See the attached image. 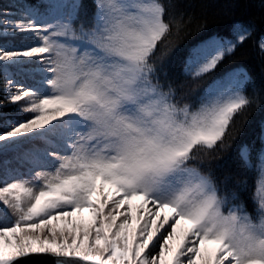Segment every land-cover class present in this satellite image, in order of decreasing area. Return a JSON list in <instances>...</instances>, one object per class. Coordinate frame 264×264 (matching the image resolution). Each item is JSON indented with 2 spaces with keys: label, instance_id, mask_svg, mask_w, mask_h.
Wrapping results in <instances>:
<instances>
[{
  "label": "snow or ice",
  "instance_id": "snow-or-ice-1",
  "mask_svg": "<svg viewBox=\"0 0 264 264\" xmlns=\"http://www.w3.org/2000/svg\"><path fill=\"white\" fill-rule=\"evenodd\" d=\"M190 8L0 7V264H264V147L237 144L264 88L243 66L212 78L255 18L185 45L177 71L209 26Z\"/></svg>",
  "mask_w": 264,
  "mask_h": 264
},
{
  "label": "trees",
  "instance_id": "trees-1",
  "mask_svg": "<svg viewBox=\"0 0 264 264\" xmlns=\"http://www.w3.org/2000/svg\"><path fill=\"white\" fill-rule=\"evenodd\" d=\"M11 0H0V7L9 4ZM26 3H40L41 0H24ZM89 4L92 0H86ZM181 6L191 5L189 10L196 14H206L209 18V26L206 33H194L192 36L183 42L181 45L182 51L177 53L175 59L176 70L179 71L182 67L181 59L183 57L184 47L187 44H192L199 41L205 34H216L220 36H231L232 25L241 21L249 23L255 18L256 30L246 42L238 47L233 56L228 57L216 71L212 74V78L227 72L236 66H243L248 69L252 80L257 89L264 88V60L261 59L256 46V41L262 33H264V0H174ZM8 41L13 43L22 42L20 38H8ZM5 38L0 37V43H4ZM248 91L251 93L252 85H249ZM5 95L3 89V78L0 76V116L4 114H12L15 111L13 105L6 104L3 100ZM264 131V108H258L254 111L245 127L244 133L239 138L237 144L249 143L252 149L253 158L264 143L260 140V135ZM234 156L235 153H230ZM256 176L253 174L249 178L251 189L254 190ZM251 206V201L249 200ZM87 217V213L84 214Z\"/></svg>",
  "mask_w": 264,
  "mask_h": 264
},
{
  "label": "water",
  "instance_id": "water-1",
  "mask_svg": "<svg viewBox=\"0 0 264 264\" xmlns=\"http://www.w3.org/2000/svg\"><path fill=\"white\" fill-rule=\"evenodd\" d=\"M21 261L24 262V264H52V260H36V259H30L29 257H20Z\"/></svg>",
  "mask_w": 264,
  "mask_h": 264
},
{
  "label": "rangeland",
  "instance_id": "rangeland-1",
  "mask_svg": "<svg viewBox=\"0 0 264 264\" xmlns=\"http://www.w3.org/2000/svg\"><path fill=\"white\" fill-rule=\"evenodd\" d=\"M12 244H13V245L15 244V240H14V239H13V241H12ZM5 247H6V249L11 250V249H9V246H8L7 244H5Z\"/></svg>",
  "mask_w": 264,
  "mask_h": 264
}]
</instances>
